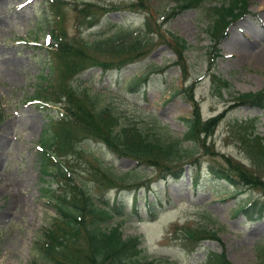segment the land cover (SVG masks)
<instances>
[{
  "label": "rangeland",
  "instance_id": "1",
  "mask_svg": "<svg viewBox=\"0 0 264 264\" xmlns=\"http://www.w3.org/2000/svg\"><path fill=\"white\" fill-rule=\"evenodd\" d=\"M56 1L66 2L60 18L67 39H149L135 62L89 68L72 87L108 108L120 126L194 152L174 164L177 172L182 167L174 176L90 138L63 149L55 159L86 198L116 210L88 230L109 233L119 224L123 241L137 237L140 253L122 258L125 264H204L211 252H224L231 264H264V0H0V264L39 260L33 244L56 216L41 197L40 154L45 125L61 107L33 100L51 67ZM85 2L99 6L92 27L75 18L74 6ZM183 119L198 120L195 142L184 139ZM100 172L118 184L98 187L91 174ZM188 229L218 240L187 241ZM91 241L96 251L103 242L99 234ZM104 260L96 261L112 264Z\"/></svg>",
  "mask_w": 264,
  "mask_h": 264
},
{
  "label": "trees",
  "instance_id": "2",
  "mask_svg": "<svg viewBox=\"0 0 264 264\" xmlns=\"http://www.w3.org/2000/svg\"><path fill=\"white\" fill-rule=\"evenodd\" d=\"M64 4H66L64 1L51 4L56 8L54 10L55 28L51 32L53 42L47 48L51 53L49 59L51 67L49 75L42 77V85L37 88L33 97L35 98L33 100L46 107L54 105L61 107L59 116L54 120L50 119L45 125L41 143L46 149L40 154L43 159L40 168L41 180L46 184V187L41 190L43 191L41 197L54 209L56 216L52 218L50 226L42 230L41 236L34 242L33 248L40 258L30 264H97L101 259H105V263L113 264L118 258H121V264H125L126 260L123 261L122 258L128 256L133 258L140 253V240L135 237L123 241L121 235L117 234L119 224L113 225L109 233L106 232L107 229L103 231V228L100 229L98 226L89 231L87 228L89 223H108L116 210H108L107 202H103L98 207L90 196L87 199L80 185L78 186L65 165L57 161L55 156H61L63 149L73 148L77 141L90 138L107 145L118 156L133 158L139 164L143 162L151 167H158L162 172L168 171L177 176L182 172V167L177 172L174 164L193 156L194 152L182 151L179 147L181 142L161 141L155 135L140 131L134 125L120 126L117 117L108 108L96 107L97 104L89 93L80 92L72 87L71 82L74 77L89 68L98 67L106 72L121 69L135 62L146 53L149 39L136 38L130 42L121 39L115 43L113 39L108 38L100 44L67 39L60 18V6ZM135 6L141 5L136 3L133 7ZM98 7L93 2L82 3L80 8L74 6L75 18L80 24L86 22L88 27H92L93 15L96 12L94 8ZM146 26L147 31L150 30V26L147 24ZM175 47L177 55L180 56L178 46L175 45ZM105 52L107 55L104 57ZM183 120L188 124L184 139L195 142L198 120ZM91 175L98 187L100 185L115 187L118 184L111 179L116 177H112V174L107 172ZM47 176L54 181L55 188L49 184L48 180H44ZM221 178L233 181L229 175L223 174ZM248 178L255 181L251 175ZM115 207L116 204L113 209ZM98 234L100 242L104 238L107 243L101 242L96 251V243L91 239ZM183 237L195 243L202 240H218L214 234L196 229L184 231ZM128 261L130 264L138 263L137 260L136 263H132V259ZM204 264H231V262L224 252L220 254L211 252Z\"/></svg>",
  "mask_w": 264,
  "mask_h": 264
},
{
  "label": "bare ground",
  "instance_id": "3",
  "mask_svg": "<svg viewBox=\"0 0 264 264\" xmlns=\"http://www.w3.org/2000/svg\"><path fill=\"white\" fill-rule=\"evenodd\" d=\"M259 55V59L258 60H261V61H263L264 62V51H262V52H260V53H258ZM249 57V56H248ZM262 64V63H261Z\"/></svg>",
  "mask_w": 264,
  "mask_h": 264
}]
</instances>
